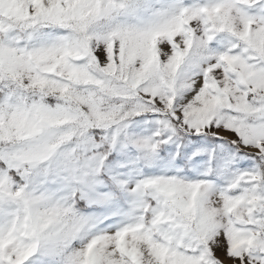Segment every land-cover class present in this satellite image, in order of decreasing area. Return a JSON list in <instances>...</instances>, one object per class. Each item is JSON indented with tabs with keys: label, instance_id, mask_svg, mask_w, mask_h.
I'll use <instances>...</instances> for the list:
<instances>
[{
	"label": "snow or ice",
	"instance_id": "6c2138e0",
	"mask_svg": "<svg viewBox=\"0 0 264 264\" xmlns=\"http://www.w3.org/2000/svg\"><path fill=\"white\" fill-rule=\"evenodd\" d=\"M0 264H264V0H0Z\"/></svg>",
	"mask_w": 264,
	"mask_h": 264
},
{
	"label": "rangeland",
	"instance_id": "374dc122",
	"mask_svg": "<svg viewBox=\"0 0 264 264\" xmlns=\"http://www.w3.org/2000/svg\"><path fill=\"white\" fill-rule=\"evenodd\" d=\"M221 258H224V253H223V251H220V252H218L217 253Z\"/></svg>",
	"mask_w": 264,
	"mask_h": 264
}]
</instances>
